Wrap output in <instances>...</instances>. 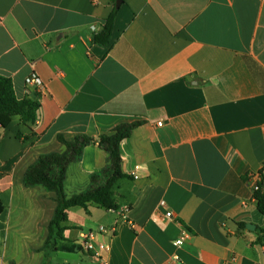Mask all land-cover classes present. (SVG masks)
<instances>
[{
	"label": "crops",
	"instance_id": "1",
	"mask_svg": "<svg viewBox=\"0 0 264 264\" xmlns=\"http://www.w3.org/2000/svg\"><path fill=\"white\" fill-rule=\"evenodd\" d=\"M114 9L110 43L96 44ZM32 74L42 94L26 84ZM0 76L18 99L39 94L41 104L32 127L0 114V264L45 260L56 195L26 187L27 170L64 154L61 136L97 141L133 123L121 145L128 178L115 190L134 226L102 233L115 213L71 208L64 236L81 250L52 253L49 264H100L102 244L107 264H173L175 254L186 264H264L253 190L264 167V0H0ZM106 164L98 143L87 145L68 168L66 196Z\"/></svg>",
	"mask_w": 264,
	"mask_h": 264
},
{
	"label": "trees",
	"instance_id": "2",
	"mask_svg": "<svg viewBox=\"0 0 264 264\" xmlns=\"http://www.w3.org/2000/svg\"><path fill=\"white\" fill-rule=\"evenodd\" d=\"M118 10L114 9L107 18L103 29L94 36V42L106 46L110 43L115 18ZM41 107L40 95L33 99L17 98L11 79L0 76V114L7 117H20L23 124L32 127L38 119V111ZM140 123L122 124L115 128L109 135L100 136L97 141L87 136H79L69 141L59 137L65 144L67 151L64 154L42 155L38 161L26 172L24 184L26 187L41 186L56 195L57 207L49 224V234L45 242V260L43 264H49L52 253L59 251L75 252L81 250L65 239L64 233L71 208L82 207L88 210L89 205H94L108 212L120 210V204L116 193V185L128 176L123 172V158L121 145L129 139L133 131ZM0 128L5 125L0 121ZM21 138V135L18 134ZM92 142H97L99 147L107 153V164L99 172L90 175V185L83 192L67 197L65 194V180L68 168L71 164L80 160L85 147ZM258 189L254 190V198L258 210L264 216V167L259 171ZM239 229H245L246 225L240 223ZM260 242L263 243L264 230L260 229Z\"/></svg>",
	"mask_w": 264,
	"mask_h": 264
},
{
	"label": "built area",
	"instance_id": "3",
	"mask_svg": "<svg viewBox=\"0 0 264 264\" xmlns=\"http://www.w3.org/2000/svg\"><path fill=\"white\" fill-rule=\"evenodd\" d=\"M26 84L29 86H33L37 89L39 94H42V90L44 88V83L43 80L37 75V74H32L31 76H29L26 79ZM140 167H136L135 172L132 173V177L137 180L139 179V175L137 173V171L139 170ZM258 186L257 184L254 185L253 190H257ZM161 207L165 208L166 207V202H161ZM113 213H115L117 215L115 222L111 225V226H101L100 227V232L102 233H108L110 232L111 234H116L120 225H127V226H131L133 227L134 224L133 222L130 220L129 218V213H130V208L126 207L124 209H120L118 211H112ZM173 217V213L168 211L165 213V219H170ZM159 218H155V220H158ZM94 234L91 233L89 235L86 236V238L88 239V242L86 243V249L88 250H92L94 249V244L92 243L91 240H93ZM190 235L189 233H184L178 240H176L175 242V246L177 248H181L184 246V244L189 240ZM103 250H110V247L108 245L102 244L100 245L99 249L96 250L97 254V258L100 261V264H107V262L103 259L102 255H101V251ZM172 262L173 264H186L183 259L181 258V256L179 254H175L172 257Z\"/></svg>",
	"mask_w": 264,
	"mask_h": 264
},
{
	"label": "water",
	"instance_id": "4",
	"mask_svg": "<svg viewBox=\"0 0 264 264\" xmlns=\"http://www.w3.org/2000/svg\"><path fill=\"white\" fill-rule=\"evenodd\" d=\"M116 7H117V8L120 7V1L117 2ZM247 228H248L249 230H251V231L256 230V227H255L254 225H251V224H248V225H247ZM263 243H264V237H263Z\"/></svg>",
	"mask_w": 264,
	"mask_h": 264
},
{
	"label": "rangeland",
	"instance_id": "5",
	"mask_svg": "<svg viewBox=\"0 0 264 264\" xmlns=\"http://www.w3.org/2000/svg\"><path fill=\"white\" fill-rule=\"evenodd\" d=\"M39 253V255H38V259H37V264H41V261H42V259H41V253L40 252H38ZM67 257H71V258H76V256L75 255H69V256H67ZM25 261H27V260H25Z\"/></svg>",
	"mask_w": 264,
	"mask_h": 264
}]
</instances>
